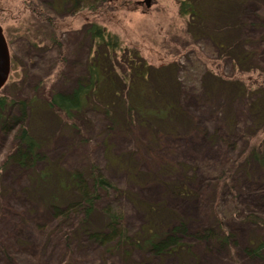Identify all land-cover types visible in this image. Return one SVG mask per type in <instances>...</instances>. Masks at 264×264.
<instances>
[{"label":"rangeland","instance_id":"obj_1","mask_svg":"<svg viewBox=\"0 0 264 264\" xmlns=\"http://www.w3.org/2000/svg\"><path fill=\"white\" fill-rule=\"evenodd\" d=\"M144 1L107 0L75 9L68 0H3L0 26L11 73L0 95L14 102L7 122L14 131L27 128L38 141L41 160L35 171L92 167L120 187L122 194L108 199L119 198L129 232L147 224L150 207L188 228L181 236L189 248L176 255L135 253L116 257L113 264H264V255L251 259L244 253L264 242V164L250 156L264 142V0H196L210 17L204 32L199 26L190 30L189 19L180 15V2L187 0H152L149 8ZM92 24L115 36L139 64L150 66L146 104L160 110L177 102L170 119L132 117L123 124L121 114L102 100L71 119L49 108L52 96L72 93L88 78L95 59ZM217 39L230 47L221 50ZM104 67L110 77L130 70L122 60H105ZM21 103L27 116L15 125L14 119L22 120ZM218 126L228 128L227 135ZM13 135L0 132V161L18 145ZM31 170L13 160L0 170V247L41 251L51 264H112L111 257L87 254L94 246L85 236H70L78 223L61 227L59 238L50 230L53 239L42 245L38 226L52 221L42 205L54 198L55 185L46 183L36 194L27 181ZM22 191L31 206L16 209ZM249 216L262 219L260 225L246 221ZM205 228L225 232L231 241L210 243L203 238Z\"/></svg>","mask_w":264,"mask_h":264},{"label":"trees","instance_id":"obj_2","mask_svg":"<svg viewBox=\"0 0 264 264\" xmlns=\"http://www.w3.org/2000/svg\"><path fill=\"white\" fill-rule=\"evenodd\" d=\"M106 1L68 0L75 9L86 3L93 7L96 5L95 3L102 4ZM233 1L237 3L242 0ZM217 3L221 4L219 0H217ZM197 4L196 0L180 2V15L187 20L189 19L190 30L199 26L204 32V30L207 31L210 17L205 14L206 11L199 9ZM88 32L95 49V59H92L88 67V78L82 81L72 93L58 92L52 96L47 101L49 108L57 110L66 118L71 119L89 104L102 100L101 104L106 105L105 107H110L121 114L120 118L123 124L127 122V118L131 120L132 117L139 118L143 122L154 119L163 122L170 119L178 106L177 102H170L169 104V99H166L165 103L169 106H165L160 110L151 109L146 104L147 91H149L150 66L139 64L137 58L131 53L125 52L122 43L103 27L92 24ZM216 43L223 51L230 47L228 42L223 39H217ZM245 58L246 55L243 56L244 60ZM105 60H122L123 63L129 64L130 70L128 69L127 74H125L126 70L121 72L118 69L119 71L110 77L104 67ZM238 62H241L240 58ZM241 90L240 88L239 92ZM99 97L100 99L95 100ZM13 103L9 97L0 95V132L5 135L14 134L13 137L18 142L13 154L9 155L8 152L0 161V170L3 167L5 168L7 163H12V160L18 163L21 169H32L30 172L32 177L31 179L27 178V181L31 180V186L36 190V194L42 188H46V183L50 184L49 182H51L55 185L53 186L54 198L47 200L42 205L49 214L47 220L52 218L48 227L47 225L38 226L39 233H44L41 236L42 245L49 244V239L52 236L59 238L61 227L67 228L66 225L69 224V228L70 223H78L77 232H72L70 236H85L89 246H94L90 247L91 250L87 254L95 257H111L112 264L118 262L116 257L121 255L132 257L135 253H143L148 256L166 258L178 254L183 248H189L181 236L182 233L186 234L188 232V228L182 226L181 223V225L172 224L167 213L157 207L148 209L149 221L140 231L136 233L129 232L125 226L124 209L118 200L119 198L108 199L109 196L116 195V193L120 196V187L111 183V180L100 169L91 167L86 171L80 169L64 171L56 167L53 172V167H45V170L35 171L34 169L37 168L38 162L41 160L38 153L41 147L27 128L21 127L14 131L11 122H7V111ZM21 107L22 120L14 119L13 124L15 125L16 123L20 124L27 116L26 105L21 103ZM211 126L215 127V130L217 129V126L213 123H211ZM12 130L14 133H12ZM218 130L224 135H227L229 131L228 128H220L219 126ZM260 145L262 150L258 152L255 149L250 156L252 159L264 164V142ZM261 151H263V154ZM25 194L28 195L27 192ZM25 194L23 191L18 193L17 205H14V208L24 209V207L31 206L26 200ZM33 196L35 198L36 195ZM96 220L97 222L102 221L100 227L96 225ZM261 220L256 216H249L246 219V221L256 226L260 225ZM53 229H55V233L53 235L48 234ZM214 230L205 228L203 238L218 246H227L231 241V237L227 236L225 232L216 234ZM62 236L69 237L65 232ZM203 238L197 237V240L201 241ZM234 245H237V243ZM87 248L84 246L82 250ZM100 249H104V252H100ZM244 253L248 258H259L261 254L264 255V242L256 241L255 244L245 248ZM20 262L23 264H51V258L41 251L32 253L31 251L16 249L11 252L0 247L1 264H18Z\"/></svg>","mask_w":264,"mask_h":264},{"label":"water","instance_id":"obj_3","mask_svg":"<svg viewBox=\"0 0 264 264\" xmlns=\"http://www.w3.org/2000/svg\"><path fill=\"white\" fill-rule=\"evenodd\" d=\"M111 2L117 0H109ZM142 4V3H141ZM144 4L149 8L152 4V0H145ZM11 73V55L9 45L6 40L4 30L0 26V91L7 84Z\"/></svg>","mask_w":264,"mask_h":264},{"label":"flooded vegetation","instance_id":"obj_4","mask_svg":"<svg viewBox=\"0 0 264 264\" xmlns=\"http://www.w3.org/2000/svg\"><path fill=\"white\" fill-rule=\"evenodd\" d=\"M2 2H3V0H0V11L5 12V9L1 7Z\"/></svg>","mask_w":264,"mask_h":264}]
</instances>
